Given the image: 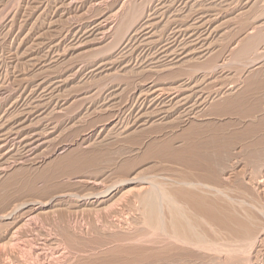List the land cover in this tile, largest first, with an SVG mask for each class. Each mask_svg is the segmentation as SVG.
Wrapping results in <instances>:
<instances>
[{"label":"rangeland","instance_id":"obj_1","mask_svg":"<svg viewBox=\"0 0 264 264\" xmlns=\"http://www.w3.org/2000/svg\"><path fill=\"white\" fill-rule=\"evenodd\" d=\"M182 100L195 119H155ZM180 125L176 133L200 127L209 142L201 168L151 147ZM171 177L184 179L190 196L176 200L198 234L225 239L239 249L229 248L233 258L150 228L135 197L160 179L185 192ZM198 194L219 222L195 211ZM262 208L264 0H0V264H264ZM231 213L252 222L255 240Z\"/></svg>","mask_w":264,"mask_h":264},{"label":"bare ground","instance_id":"obj_2","mask_svg":"<svg viewBox=\"0 0 264 264\" xmlns=\"http://www.w3.org/2000/svg\"><path fill=\"white\" fill-rule=\"evenodd\" d=\"M136 10V9H135ZM251 34V33H250ZM249 34V35H250ZM253 39H255V37L253 38ZM248 40H250V37H249V39ZM256 40V39H255ZM258 41V40H257ZM253 43V42H252ZM250 47V45H249V43H247V45L245 46L244 45V47H242L241 48V50L240 51H238L239 53V55L240 54H244L245 52H246V50L248 49ZM249 50V49H248ZM257 53V52H256ZM255 53V54H256ZM186 54V53H185ZM188 55V54H187ZM236 56H238V55H236ZM242 56V55H241ZM185 57V56H184ZM193 58V57H192ZM218 61V60H217ZM199 64V63H198ZM208 65V64H207ZM217 65V64H216ZM208 67V66H207ZM218 67V66H217ZM196 68V67H195ZM194 68V69H195ZM201 68H202V66H201ZM197 69H198V66H197ZM203 69V68H202ZM201 69V70H202ZM216 69V68H215ZM209 70H211V69H209ZM213 71H214V69H213ZM197 72V71H196ZM194 73V72H193ZM188 75V74H187ZM191 76V75H190ZM189 78V77H188ZM192 78V77H191ZM123 79V78H122ZM186 79V78H185ZM190 79V78H189ZM188 80V79H187ZM193 82V81H192ZM189 82H187L186 84H188ZM186 84H185V86H186ZM194 84V83H193ZM145 85V84H144ZM147 85V84H146ZM153 86V85H152ZM182 86H184L183 84L181 85V86H179V87H182ZM189 86V85H188ZM195 86H196V84H195ZM187 87V86H186ZM183 88V87H182ZM186 88H184V90H185ZM187 89H191V87L190 88H187ZM176 90V89H175ZM200 90H202V89H200ZM152 91V90H151ZM154 91V90H153ZM162 91V90H161ZM178 91V90H177ZM188 91V90H187ZM173 92V91H172ZM175 92V91H174ZM217 92V91H216ZM144 93V92H143ZM158 93V92H157ZM178 93H179V95H178ZM177 93V95L178 96H180V91ZM186 93V92H185ZM206 93V92H205ZM160 94V93H159ZM197 94V93H196ZM211 94H213V93H209V99H210V96H212ZM215 95H216V93H214ZM147 95V94H146ZM145 95V96H146ZM150 95V94H149ZM177 95H176V97H177ZM202 95V94H201ZM220 95V94H219ZM143 96V95H142ZM160 96V95H159ZM173 96H174V93H173ZM170 97H172L171 96V94L169 95L168 94V96H166V94L164 95H162L161 94V96L160 97H158L157 96V99L156 100H161V103H166L167 102V100H169V98ZM175 97V96H174ZM183 97V96H182ZM186 97V96H185ZM214 97V96H213ZM219 97V96H218ZM140 99V98H139ZM192 99V98H191ZM201 99V98H200ZM212 99V98H211ZM137 100H138V98H137ZM204 100V102H205V98L203 99ZM170 101L171 100H169L168 102L170 103ZM177 101H180L179 99L177 100ZM177 101H176V105H177ZM183 101V100H182ZM172 102H173V100H172ZM192 102V101H191ZM137 103H138V101H137ZM151 103V102H150ZM153 103V102H152ZM160 103V104H161ZM201 103H203V102H201ZM171 104V103H170ZM169 104V105H170ZM180 104V105H179ZM177 106L175 105V107H172V108H167V107H161V108H163V109H161V113L160 114H157V113H155V119H157L159 116L161 117V116H165L166 117V115L167 114H171V112H174V114L175 113H180V114H182L181 116H182V119L184 118L185 120H184V122H188L189 120H191V119H195L197 116H198V112L199 111H196V109H195V106L194 107H192L191 106V104H190V106H189V100H188V102L187 101H183V103H179ZM197 104V103H196ZM204 104V103H203ZM136 105V104H135ZM169 105H168V107H169ZM172 105V104H171ZM194 105V104H193ZM173 106H174V104H173ZM143 108V107H142ZM132 109V108H131ZM154 110H156V108H154ZM171 111V112H170ZM153 113V112H152ZM152 113H150L149 114V116H151V114ZM147 116H148V114H147V112L145 113ZM157 114V115H156ZM145 115V116H146ZM176 115V114H175ZM152 117V116H151ZM164 118V117H163ZM162 118V119H163ZM149 121H151L152 120V118H149L148 119ZM148 120H147V124H148ZM159 120V119H158ZM134 122V121H133ZM154 122H155V120H154ZM153 122V123H154ZM156 123V122H155ZM117 126V125H116ZM127 126V125H126ZM125 127V126H124ZM123 128V127H122ZM179 129V128H181V125L180 126H178V127H169V129H170V131H171V133H169V134H171V135H169V134H167V135H169L170 136V138H168V136L166 137V136H164V137H166V138H164L165 140H163V141H158V139L156 140V141H154L152 144H151V147L153 148V149H155L157 152H158V154L160 155V156H162V157H164V158H168L169 160H172V162L173 161H176V162H180L181 164H184V165H186V167L188 166V167H191V166H193V164H194V166H195V163H196V161L197 160H199L200 159V162L202 161L201 160V158H204V157H206V156H204V151L205 152H207L206 150H208V146H205V145H209V144H207V143H209V142H206V143H202V141L204 140V135L201 133V130H199L200 129V127H195L193 130H191V131H185V132H183L182 134H179V133H176V129ZM124 129V128H123ZM168 129V130H169ZM125 130H126V127H125ZM153 131V130H152ZM158 131V130H157ZM159 131H163L164 132V130H160V128H159ZM159 131L157 132L158 134H159ZM166 131V130H165ZM180 131V130H179ZM160 132V133H161ZM163 132H162V135H163ZM152 133V132H151ZM155 133H156V131H155ZM156 133V134H157ZM167 133V132H166ZM154 134V133H153ZM161 135V134H160ZM166 135V134H165ZM155 136V135H154ZM154 136H153V139H156V137L154 138ZM157 136V135H156ZM175 137V138H172V137ZM216 136V138L217 137H219V138H221V136H223L222 134H220V135H215ZM225 136V135H224ZM159 138H160V136H159ZM215 138V139H216ZM218 138V139H219ZM223 138V137H222ZM225 138H227V137H225ZM224 138V139H225ZM160 139H162V138H160ZM159 139V140H160ZM213 139H214V136H213ZM213 139L211 138L209 141L211 142V140L213 141ZM214 139V140H215ZM217 139V140H218ZM223 139V140H224ZM152 141V140H151ZM176 141H181V142H185L184 144L186 145V146H184V147H177V146H175V144H176ZM208 141V140H207ZM228 140H226V142H227ZM186 142H187V144H186ZM216 142H219V141H216ZM212 143H215V142H212ZM221 143H222V140H221ZM223 143H224V141H223ZM223 143H222V145H223ZM85 144V143H84ZM220 144V143H219ZM218 144V145H219ZM227 144V143H226ZM210 146V145H209ZM219 146H221V145H219ZM224 146V145H223ZM88 147H90V146H88ZM227 147V146H226ZM207 148V149H206ZM223 148H225V147H223ZM205 149V150H204ZM220 149V148H219ZM151 150V148H149V151ZM213 150H214V147H213ZM152 151V150H151ZM217 151V150H216ZM151 153V152H150ZM215 154H217V152H214ZM206 154V153H205ZM208 154V153H207ZM214 154V155H215ZM91 155V154H90ZM151 155V154H150ZM217 156V155H216ZM210 157V156H209ZM212 157H213V154H212ZM88 158V157H87ZM104 159V158H103ZM207 159V158H206ZM94 160V159H93ZM210 160H212V159H210ZM95 161V160H94ZM197 162H199V161H197ZM200 162L197 164L198 165V167H200L201 168V166H199L200 165ZM210 162V161H209ZM167 164V163H166ZM175 164V163H174ZM210 164V163H209ZM175 165H177V164H175ZM201 165H202V163H201ZM100 166V165H99ZM180 166V165H179ZM203 166V165H202ZM205 166V165H204ZM159 167H160V165H159ZM162 167V166H161ZM174 167V166H173ZM185 167V166H184ZM197 167V166H196ZM206 167V166H205ZM164 168V167H163ZM179 168H181V167H179ZM192 168H194V167H192ZM191 168V169H192ZM208 168V167H207ZM100 169V168H99ZM162 169V168H161ZM176 169V168H175ZM174 169V170H175ZM189 169V168H188ZM210 169V168H209ZM163 170V169H162ZM193 170V169H192ZM182 171H183V169H182ZM208 171V170H207ZM162 172V171H161ZM167 172V171H166ZM171 172V171H170ZM176 172H178V171H176ZM184 172H182V174H183ZM140 174V173H139ZM139 174H137V175H139ZM178 174V173H177ZM188 174V173H187ZM186 174V175H187ZM191 174H192V172H191ZM205 174V173H204ZM180 175V174H179ZM132 176H136V174L135 175H132ZM174 176V175H173ZM141 177V176H140ZM148 177H154L153 175L152 176H148ZM158 177V176H157ZM157 177H154V178H157ZM163 177V176H162ZM166 177V176H165ZM177 177V176H176ZM175 177V178H176ZM186 177V176H185ZM151 178V179H152ZM172 178V177H171ZM174 178V179H175ZM182 178V177H181ZM187 178V177H186ZM142 179V178H141ZM150 179V180H151ZM173 179V178H172ZM173 179V180H174ZM179 179H180V177H179ZM183 179V178H182ZM182 179L179 181H175V182H178V186H179V188H180V185H179V183L180 182H182ZM190 179V178H189ZM130 180V179H129ZM134 180V179H133ZM140 180V179H139ZM143 180L145 181V184H146V182H148V181H146L147 179H146V176L144 177L143 176ZM142 180V181H143ZM148 180H149V178H148ZM155 180V179H154ZM161 180V179H160ZM158 181V182H160L161 183V181ZM169 180H170V178H169ZM97 181V180H96ZM124 181V180H123ZM123 181H121L122 183H123ZM143 181V182H144ZM152 181V180H151ZM150 181V182H151ZM156 181V180H155ZM155 181H153L152 182V186H150V188H146V190L145 189H143L142 187H144V185L142 184V187H141V192H139L138 193V195H137V197H135V198H138V203L140 204V206L139 207H141L140 209H142V216H144L143 218H145V221L150 225V228H152L153 227V230H155V229H157V232L159 231H161L162 230V232L164 231L165 233L162 235V234H160V233H158L160 236H163L164 237V235L167 233V235L169 234V236H172V238H173V242H176V243H182V244H184V247H185V245L186 244H193V245H195V247L196 246H198V247H200V246H203V247H205V250H206V247L207 246H205V245H208V244H210V246H208L209 248H211V246H214L215 247V249L217 250V248L219 249V247L221 246V244L222 243H219V242H226L225 241V239L224 238H226V237H224L223 239H224V241H222V237H220L221 239V241H217L216 240V238H214V239H212V238H209L208 236H207V233H206V236H201V235H199L198 234V230L195 228L196 226V224H194V223H192L191 224V222H190V220H188V218L186 217V216H188L187 214H186V212H185V210H184V208H182L181 206L183 205V203H181L182 205L180 206V205H178V203L179 202H177V198H180V197H183L182 199L183 200H186V199H188L187 197H189L190 196V194H187V192H186V190L184 189L185 187V182H183V184H184V188H180V189H184L185 190V192L182 190H176L177 188L176 187H174L175 188V190L176 191H170V188H169V186H167L168 188H169V190L168 191H163V189H162V187H164L165 186V184H163L162 183V186H161V184H158L157 183V181L155 182ZM165 181V180H164ZM183 181H184V179H183ZM111 182V181H110ZM117 182H119V181H117ZM121 182L120 183H118V184H116V185H120L121 186ZM125 182V181H124ZM126 182H127V179H126ZM126 182L125 183H123V184H126ZM143 182H141L140 181V183H143ZM163 182V181H162ZM167 182H169V181H167ZM187 182H188V180H187ZM135 183H137V182H135ZM149 183V182H148ZM122 184V185H123ZM128 184V183H127ZM169 184V183H168ZM174 184V183H173ZM181 184V183H180ZM195 184V183H194ZM194 184H192V181H191V185H193V186H190V187H193V188H195L196 187V185H194ZM164 185V186H163ZM172 185V184H171ZM175 186H176V184H174ZM182 185V184H181ZM188 185V184H187ZM190 185V184H189ZM203 185V184H202ZM115 186V185H114ZM146 186V185H145ZM200 186V185H199ZM113 187V186H112ZM122 187V186H121ZM166 186L164 187L165 189L167 188ZM171 187H173V186H171ZM182 187V186H181ZM189 187V188H190ZM186 188H188L187 186H186ZM112 189V188H111ZM110 188H107V192L108 193H110V190H111ZM143 189V190H142ZM196 189V188H195ZM202 189V188H201ZM222 189V188H221ZM113 190V189H112ZM101 191V190H100ZM103 191V190H102ZM171 192V194L173 195V194H175V195H173L174 197H175V199H173V196H171V195H169V194H166V193H168V192ZM189 191H190V189H189ZM195 191V190H194ZM199 191H202V190H199ZM222 191V190H221ZM191 192H193V191H191ZM197 192H198V190H197ZM204 192V191H203ZM207 191H205V193H206ZM92 193V192H91ZM224 193V192H223ZM98 195H100L99 193H97ZM105 194H106V192H105ZM130 194V193H129ZM192 194H194V193H192ZM197 193H196V191H195V194L194 195H196ZM227 194V193H226ZM101 195H103V194H101ZM108 195V194H107ZM193 195V196H194ZM224 195V194H223ZM240 195V194H239ZM97 196V195H96ZM106 196V195H105ZM177 196H179V197H177ZM198 196V199L196 198V203L194 204L195 205V208L194 209H197V210H195V211H199L198 213H201V215H205L206 217L208 216L209 217V219L210 218H212V219H214L215 221H216V219L217 218H219L218 216H219V213L216 211L217 210V207L218 206H216V210L214 209H212L213 207H208V206H206V204H207V202L208 203H211V202H209V201H200V202H198L199 200H200V198L202 199V197L204 196H202V197H200L199 198V194L197 195ZM215 196V195H214ZM213 196V197H214ZM244 196V195H243ZM99 196H97V198H98ZM109 197V196H108ZM196 197V196H195ZM204 198H205V196H204ZM204 198L202 199V200H204ZM207 198H209V196H207ZM206 198V199H207ZM220 198H221V196H220ZM102 199V198H101ZM177 199V200H176ZM181 199V198H180ZM179 199V200H180ZM210 199V198H209ZM214 199H216V198H214ZM224 199V198H223ZM222 199V201H224ZM63 200V199H62ZM198 200V201H197ZM217 200V199H216ZM220 200V199H219ZM187 201V200H186ZM214 201V200H213ZM192 202V201H191ZM206 202V203H205ZM102 203V202H101ZM186 203H188V205H190L189 204V202H186ZM215 203V202H214ZM220 203H221V201H220ZM216 205H217V203H215ZM215 204H214V208H215ZM253 204V203H252ZM252 204H250V205H252ZM137 206H138V204H136ZM186 205V204H185ZM227 205V204H226ZM255 205V204H254ZM184 206V205H183ZM205 206H206V208H205ZM237 206V205H236ZM244 206H245V204H244ZM255 206H257V205H255ZM185 207H187V206H185ZM189 207V206H188ZM190 207H192L193 208V206H192V204H191V206ZM224 207V206H223ZM229 207V206H228ZM251 207H253V206H251ZM164 208H165V211H164ZM191 208V209H192ZM243 208H245V207H243ZM190 209V208H189ZM226 209V208H225ZM240 209V208H239ZM247 209H249V207L247 206ZM251 209V208H250ZM223 210V209H222ZM229 209L227 208V211H228ZM232 210H234V209H232ZM254 210H256V208L254 209ZM16 211V210H15ZM139 211H141V210H139ZM186 211H189V210H186ZM224 211V210H223ZM257 211V210H256ZM262 214H263V208H262ZM260 211V212H261ZM235 212V211H234ZM233 212V213H234ZM240 212V211H239ZM255 212V211H254ZM190 213V212H189ZM197 213V214H198ZM228 213H230V211H228ZM250 213H252L251 212V210H250ZM250 213H248V214H250ZM256 213V212H255ZM196 214V213H195ZM197 214H196V217H197ZM254 214V213H253ZM191 215V214H190ZM200 215V216H201ZM227 215H230V217H232L231 215H233L232 213L231 214H227ZM226 215V216H227ZM235 215V217H232L233 218V220H234V222H235V226H236V224L239 226V227H241L240 229L242 230V233L244 234V236H246L247 238H250V237H254V236H250L251 235V231H252V233H254L255 235H256V237L258 236L257 234H259L258 232H257V230L256 229H254V231H253V228H252V230H251V224L250 223H252V222H250V223H242L241 221H239L238 219V215L236 216V213L234 214ZM256 215V214H255ZM259 215V214H258ZM258 215H257V217H258ZM195 216V215H194ZM251 216H253L252 214H251ZM251 216H248V217H250V218H252ZM207 217V218H208ZM228 217V216H227ZM238 219H237V218ZM247 217V216H246ZM255 217V216H254ZM253 217V218H254ZM263 217V216H262ZM165 218H167L168 219V222L166 223V219ZM203 218V217H202ZM207 218H205V219H207ZM211 219V220H212ZM228 219H229V217H228ZM254 219H256V218H254ZM254 219H252L253 221H254V224L258 221H256V220H254ZM260 219V218H259ZM59 220V219H58ZM166 220V221H165ZM196 220H197V218H196ZM204 220V219H203ZM214 220H212V221H214ZM232 219H230V221H231ZM15 221V220H14ZM193 221V220H192ZM194 221H195V219H194ZM199 221V220H198ZM205 221V220H204ZM208 221V220H207ZM210 221V220H209ZM247 221V220H246ZM251 221V220H250ZM260 221V220H259ZM16 222V221H15ZM14 222V223H15ZM62 222H64V221H62ZM67 222V221H66ZM216 222H219L218 221V219H217V221ZM232 222V221H231ZM230 222V223H231ZM233 222V223H234ZM247 222H249V220L247 221ZM262 222V221H261ZM146 223V224H147ZM166 223V224H165ZM206 223V222H205ZM211 223L212 222H210V225L208 224V226L209 227H211ZM263 223H264V221H263ZM30 224V223H29ZM58 224V223H57ZM147 224V225H148ZM168 224V225H167ZM201 224V223H200ZM202 224H203V222H202ZM202 224L200 225V226H202ZM214 224V223H213ZM148 225V226H149ZM215 225V224H214ZM213 225V226H214ZM221 225V224H220ZM259 225H261V224H259ZM34 226V225H33ZM216 226H219V224L218 225H216ZM215 226V227H216ZM231 226H232V223H231ZM237 226V227H238ZM254 226H256V225H254ZM263 226V225H262ZM113 227V226H112ZM115 227V226H114ZM168 228V230H167V228ZM198 227H199V224H198ZM222 227V226H221ZM236 227V228H237ZM238 227V228H239ZM264 227V226H263ZM48 228V227H47ZM199 228H202L203 229V227H199ZM205 228H206V226H205ZM219 228V227H218ZM218 228H217V231H218ZM257 228V227H256ZM211 229V228H210ZM37 230V229H36ZM41 230V229H40ZM48 230V229H47ZM62 230V229H61ZM76 230V229H75ZM205 230V229H204ZM211 230H213V229H211ZM215 230H216V228H215ZM219 230H221V229H219ZM206 231V230H205ZM230 231L232 232V234H238L239 233V231L238 230H232V229H230ZM15 232V231H14ZM23 232V231H22ZM114 232V231H113ZM202 232V231H201ZM204 232V231H203ZM210 232V231H209ZM208 232V233H209ZM219 232V231H218ZM264 232V231H263ZM213 233V232H212ZM215 233V232H214ZM213 233V234H214ZM217 233V232H216ZM220 233H222V230H221V232ZM257 233V234H256ZM17 234V233H16ZM218 234V233H217ZM240 234V233H239ZM254 234H252V235H254ZM167 235L165 236V238L167 237ZM210 235V234H209ZM219 235V234H218ZM217 235V236H218ZM221 235V234H220ZM219 235V236H220ZM224 235V234H223ZM225 235H227V234H225ZM260 235H261V233H260ZM16 236V235H15ZM72 236V235H71ZM215 236V235H214ZM213 236V237H214ZM222 236V235H221ZM250 236V237H249ZM45 237V236H44ZM119 237V236H118ZM212 237V236H211ZM164 238V239H165ZM167 238H169V237H167ZM172 238H170L171 239V242H172ZM35 239V238H34ZM68 239V238H67ZM74 239V238H73ZM235 239V238H234ZM251 239V238H250ZM250 239H247V240H249L250 242H251V240ZM49 240H51V239H49ZM136 240V239H135ZM169 240V239H168ZM226 240H227V238H226ZM245 240H246V238H245ZM253 240H255V237H254V239H252V241ZM9 241V240H8ZM20 241V240H19ZM30 241V240H29ZM217 241V242H216ZM228 241V240H227ZM171 242L169 241V245L171 244ZM233 242V241H232ZM21 243V242H20ZM71 243V242H70ZM155 243V242H154ZM229 243V242H228ZM236 243V242H235ZM247 243H249V242H247ZM59 244V243H58ZM224 244V243H223ZM231 244V243H230ZM237 244V243H236ZM249 244H251L250 245V247L252 246V242L251 243H249ZM256 244V242H254V245ZM62 245H64V244H62ZM139 245V244H138ZM173 245V244H172ZM226 246L228 245V244H225ZM225 245H222L223 246V248H222V246H221V248L222 249H224L226 246ZM70 246V245H69ZM174 246V245H173ZM177 246V245H176ZM188 246V245H187ZM233 246H235V245H232V247ZM2 247V246H1ZM134 247V246H133ZM178 247V246H177ZM177 247H176V250H177ZM180 247V246H179ZM178 247V248H179ZM189 247H190V245H189ZM236 247H238V244H237V246ZM240 247V250H241V245L239 246ZM249 247V246H248ZM44 248V247H43ZM169 248V247H168ZM213 248V247H212ZM220 248V249H221ZM229 248L231 249V247H230V245H229V247H228V250H229ZM235 248V247H234ZM233 248V249H234ZM171 248H169V250H170ZM237 250H239L238 248H236ZM236 249H234V250H232L231 249V251H236V253H237V250ZM245 249V248H244ZM30 250V249H29ZM58 250H60V249H58ZM57 250V251H58ZM68 250V249H67ZM167 250V249H166ZM178 250H180V249H178ZM204 250V251H205ZM210 249H208L207 248V251H209ZM212 250V252H214V250L213 249H211ZM210 250V251H211ZM228 250H226V249H224V251H227V252H231V251H228ZM242 253H243V248H242ZM27 252V251H26ZM162 252V251H161ZM169 252V251H168ZM222 253V251L220 250L219 251V253ZM226 252V253H227ZM239 252V251H238ZM13 253V252H12ZM57 253V252H56ZM220 253V254H221ZM228 253V254H229ZM235 253V254H236ZM239 253H241V252H239ZM25 254V253H24ZM156 254V253H155ZM168 254V253H167ZM232 254H234V253H232ZM234 254V255H235ZM15 255V254H14ZM45 255V254H44ZM72 255V254H71ZM230 255H231V253H230ZM239 255V254H238ZM242 255V254H241ZM10 257V256H9ZM156 258H157V256H155ZM163 257H164V255H163ZM209 257V256H208ZM231 257H232V255H231ZM233 258V257H232ZM6 259V258H5ZM8 259V258H7ZM10 259V258H9ZM74 259V258H73ZM143 259V258H142ZM146 260V259H145ZM150 260V259H149ZM175 260V259H174ZM8 261V260H7ZM196 261V260H195ZM9 263V262H8ZM41 264V263H40ZM65 264V263H64ZM180 264V263H179ZM184 264V263H183Z\"/></svg>","mask_w":264,"mask_h":264}]
</instances>
